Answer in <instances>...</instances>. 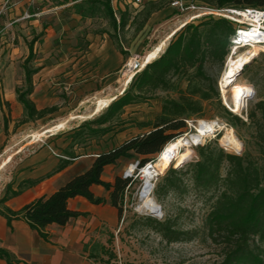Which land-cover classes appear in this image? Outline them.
I'll return each mask as SVG.
<instances>
[{"label":"trees","instance_id":"1","mask_svg":"<svg viewBox=\"0 0 264 264\" xmlns=\"http://www.w3.org/2000/svg\"><path fill=\"white\" fill-rule=\"evenodd\" d=\"M73 1L71 7L82 19L107 20L108 26L99 33L109 34L123 55L129 54L126 49L129 42L125 44L121 32L127 27H134L137 34L154 12L168 5L167 0H149L142 9L132 14L127 9L116 10L111 0ZM198 1L214 9L254 7L264 10V0ZM235 31L236 27L230 19L215 14L185 23L171 37L165 50L136 72L128 87L103 112L71 130L70 142L62 150L63 157L51 171L39 178L22 180L16 189L11 183L7 184L0 203L4 204L65 169L80 156L75 151L77 146H85L92 139L116 131L118 125L125 123L123 114L128 105L148 102L164 92L168 95L162 97L161 112L153 120L140 124L142 128L151 127V130L98 153L86 171L75 175L53 193L37 197L19 210L8 206L0 208L9 224L14 218H23L32 229L48 238V225H65L71 218L84 214L70 208L72 198L82 196L94 204L106 202L105 197L93 192V185H101L109 192L110 203L121 218L126 192L133 180L120 174L113 181L104 180L106 166L116 165L122 158L137 157L140 168L155 161L156 155L168 142L187 131L188 118L203 116L204 103L208 101H216L236 122L247 123L222 104L218 80L207 69L213 61L225 62ZM37 40L33 38L28 44L29 54L23 63L25 85L16 89L17 100L24 109L18 123L41 119L59 109L58 105L39 109L31 98L35 89L34 75L43 67L32 64L36 59L34 45ZM171 93L175 96L169 95ZM6 103L9 104L8 101ZM247 117L255 129L257 156L249 152L238 154L228 151L219 143L221 135H218L216 139L198 145L195 152L198 156H192L182 166L175 167L174 163L167 165V171L154 187L158 199L169 193L184 194L193 190L205 201L211 202L203 219V230L224 249L222 258L214 264H264V92L251 106ZM145 218L148 225L169 243L189 241L199 235L197 228L183 229L167 215H146ZM84 251L89 259L94 260L108 253L106 245L98 241L86 242ZM0 257L8 258L9 253L0 248Z\"/></svg>","mask_w":264,"mask_h":264},{"label":"rangeland","instance_id":"2","mask_svg":"<svg viewBox=\"0 0 264 264\" xmlns=\"http://www.w3.org/2000/svg\"><path fill=\"white\" fill-rule=\"evenodd\" d=\"M67 1L0 0V101L2 92L4 93L5 78L22 77L20 86L25 85L23 63L29 54L28 44L33 38H38L34 45L36 59L32 61V64L43 67L34 75V92H37L33 93L31 98L37 101L43 99L46 106H59L57 111L41 119L27 122L23 131L19 130L17 135L13 134L14 138L18 137L19 140L12 144V148L17 147L20 143L25 144L23 150L25 158L39 151H41L40 155L44 154L46 150L52 154L56 153L58 158L56 165L59 159L63 157V148L70 142L69 134L71 130L83 121L94 118L103 112L116 98L113 95L122 94L128 87L132 80L128 76L127 64L129 62L138 59L145 66L162 53V48L165 50L167 46L165 45L166 39L172 37L173 33L185 23L200 20L208 14L220 16L218 12H215L216 9L210 8L198 0H184L186 5L198 7V9L189 8L185 11L172 6L171 2L173 0H167L170 13L149 28L147 38L140 37L136 40L139 32L135 34L134 27H127L124 32H121V38L126 45V41L130 45L132 41L136 40L135 45L138 44L139 46L143 43L144 48L141 53L139 52V56H132L130 52L128 55L122 54V61L116 73L101 80L94 73L96 71L95 67H91V64H85L83 56L87 54L90 44L88 37L96 38L97 35H103L104 33L99 32L108 26V22L101 18H80L75 15L71 7L75 1ZM147 1L149 0H141L137 3L136 0H117L113 3V6L116 10L124 8L135 14L143 8ZM234 25L235 27L238 26L235 23ZM107 35L109 36V34ZM245 49H249V47L239 48L237 51ZM152 54L155 55L148 61V57ZM230 55L223 63L220 61L209 63L207 69L218 80L222 104L247 123L236 122L227 115L225 109L216 101H208L204 103L203 116L187 119L188 128L185 133L189 134L193 142L191 149L195 152L198 145L216 139L218 135H221L218 139L221 144L226 129H218L202 140H195L194 138L196 124L199 120H215L235 131L242 144L243 150L241 153L249 152L257 156L255 129L248 121L247 114L251 106L258 101L264 92V49L243 68L224 94L220 79ZM66 58H74L75 61H79L76 68L71 64L66 66L67 70L54 71L55 63H65ZM61 66L65 67V64ZM144 66H141L136 72ZM36 82L39 86L36 85ZM101 86H103V90L97 91L96 89ZM183 86H185V83H183ZM241 88L252 90L251 92L254 93L247 98L244 107L235 112L229 105L232 100L237 98ZM166 95L168 94L160 92L158 97L148 102L128 105L123 114L124 124L118 125L116 131H112L104 137L90 140L85 146H77L75 148L76 153L80 156L94 153L97 156L98 153L120 145L127 139L148 132L151 127L142 128L140 124L153 120L161 112L162 97ZM169 95L175 96L174 93ZM3 103L5 104L4 108L1 101V124L3 116L5 120H12V111H14L10 103L7 104L6 101ZM13 128H15V125ZM224 147L230 152L236 153L237 151V149L226 145ZM195 156H198V153H194L192 158ZM52 158H56V156L53 155ZM156 158H158V155H156ZM156 160L151 163H156ZM182 160L185 159L177 157L170 163H174L176 166ZM137 162V157L126 158L123 165L120 166L118 174L131 178L133 183L126 192L124 211L122 217H119L117 226L110 228L102 225L88 239L87 242L98 241L104 243L108 252L96 260L91 259V264H214L219 261L224 250L223 245L215 243L203 230V219L210 209L211 202L205 201L195 191L191 190L184 194L169 193L158 199L153 189L152 196L157 204L161 205L163 215L173 218L178 226L183 229L197 228L199 230L197 237L189 241L169 243L160 233L148 225L145 216L155 214L141 208L142 198H140V192L145 181L142 177L141 168L139 165L136 166ZM133 164L135 167L131 170ZM90 165L89 159L83 158L76 163H71L62 172L56 173L59 175L51 185L59 188L75 175L86 171ZM55 166H52L49 171ZM168 167H165V171H163L165 168L158 169V175L153 180L155 185ZM6 184L5 182L0 184V200L5 194ZM95 186L96 191L101 190V186ZM32 195L33 193L23 194L15 200V205L29 203Z\"/></svg>","mask_w":264,"mask_h":264},{"label":"crops","instance_id":"3","mask_svg":"<svg viewBox=\"0 0 264 264\" xmlns=\"http://www.w3.org/2000/svg\"><path fill=\"white\" fill-rule=\"evenodd\" d=\"M169 9L170 7L166 6L154 12L144 28L136 36V40L140 37L147 38L148 36L146 35L149 28L160 19L166 17L170 13ZM120 10L126 9L121 8ZM75 15L78 14L75 13ZM78 16L82 18L80 15ZM170 38L166 39L165 45L169 43ZM88 39L90 40L88 51L83 56L85 64H91V67H95L96 71L94 73L101 80L115 74L120 66L123 55L116 48L111 37L107 33H104L103 35H97L96 38L88 37ZM135 41H132L126 49L130 52V55L139 56L138 54L142 52L144 45L143 43L139 46L138 44L135 45ZM78 63L79 61H75L74 58H66L65 63H55L53 69L54 71L67 70L66 66L71 64L76 68ZM63 64H65V67L61 66ZM68 73L71 74L72 72ZM21 82L22 77L5 78L4 93L2 92L1 99L3 108L5 107L3 102L8 101L11 107L14 108V111H12V120H5L3 116L2 124L0 122V184L3 182L7 184L11 183L14 189L24 179H35L44 176L52 166L56 165L58 160L56 153L52 154L47 150L42 155L39 154L41 152L39 151L25 158L23 154L25 144L23 143L12 148V144L19 140L18 137L14 138L13 134L17 135L19 130L23 131L26 124L18 123V119L24 111L22 104L17 100L16 93V89L20 86ZM96 90H103V86ZM115 96L117 97L118 95H113V97ZM33 97L35 99V95ZM34 101L39 109L47 107L43 99L40 101L35 99ZM14 125L15 128H13ZM53 155L56 158H52ZM95 157L94 153L81 155L73 162L76 163L83 158L89 159V164H92ZM125 159H120L116 165L106 166L103 179L113 181ZM10 163L12 164L8 165ZM57 175L59 174L44 179L39 184L26 189L23 193L9 199L4 204L0 203V208L3 209L4 206H8L13 210H19L24 205H15L14 202L25 193H33L29 199L30 201L53 193L58 187L51 184L55 182ZM95 187V185L92 186L93 192L98 196L105 197L106 202L94 204L82 196L72 198L69 201L70 208L81 211L84 214L71 218L65 225L57 223L48 225L46 228L49 234L48 238L42 237L37 230L32 229L23 218H14L11 224H9L8 219L0 212V248L9 253L8 258L0 257V264H91V259L88 258L87 253L84 251V244L98 227L106 225L113 228L119 222V213L110 203L109 192L103 186H101V190L99 191H96Z\"/></svg>","mask_w":264,"mask_h":264},{"label":"bare ground","instance_id":"4","mask_svg":"<svg viewBox=\"0 0 264 264\" xmlns=\"http://www.w3.org/2000/svg\"><path fill=\"white\" fill-rule=\"evenodd\" d=\"M261 15L264 16V13H258L257 20L261 18ZM196 17V16H195ZM182 27V26H181ZM179 30V29H178ZM176 30L173 35L178 31ZM249 37H251L254 42H262V33L261 29L254 25V29L248 30L247 33H245ZM252 43V47L249 49H245L242 51H236L233 53V55L229 56L226 68L221 76L220 79V85L222 88L223 93L225 94L227 92V89L231 84L234 83L236 80L237 75L243 70V68L253 59L254 56H256L260 51L264 49V45L260 43ZM155 50V49H154ZM158 53V52H157ZM155 54H152V56L148 57V61H150ZM133 63V61H131ZM147 63V62H146ZM141 66L142 65L141 63ZM135 74L134 71L129 70L128 76L133 77ZM252 90H247L244 88L239 89V93L236 99L232 100L231 104L229 105L231 109L235 112H238L244 107L247 98L253 93ZM251 92V93H250ZM59 127V126H58ZM218 129H226L223 138H222V145H226L230 148H235L237 151L242 150V144L237 137L235 131L227 127L226 125L220 124L218 121H212V120H204L201 119L196 124V133L194 135L195 140H202L206 136L214 133ZM192 140L189 136V134H184L170 142H168L162 151L158 154V158H156V163H150L151 167L147 166L143 167L142 170V177L145 183L147 182H154L155 179L154 174L158 173V169L165 168L168 163H170L172 160H174L177 157H181L183 159H190L194 153L195 150L192 151ZM183 161V160H182ZM177 166V165H176ZM135 165L133 164L131 167V170H133ZM154 176V177H152ZM154 204H157L154 197L152 196V192L147 193L142 198L141 208L149 210V208Z\"/></svg>","mask_w":264,"mask_h":264},{"label":"built area","instance_id":"5","mask_svg":"<svg viewBox=\"0 0 264 264\" xmlns=\"http://www.w3.org/2000/svg\"><path fill=\"white\" fill-rule=\"evenodd\" d=\"M117 0H111L113 3ZM137 3L141 2V0H136ZM171 5L179 8L181 11H185L189 8L198 9L197 6L192 5L188 6L185 4L184 0H173ZM114 7V6H113ZM215 12H218L220 16L229 18L233 23L238 24L236 27L235 34L233 35L231 41V49L230 54L233 55L239 48L243 47H252V43L254 40L246 35L248 30L254 29V25L261 29L262 33V42H254L260 43L264 45V16L261 15V18L257 20L258 13H264V10L254 7H244V8H234V7H226L221 9H216ZM246 24V25H244ZM230 55V56H231ZM128 70H132L136 73L137 69L141 68V62L138 59H134L133 63L129 62L127 64Z\"/></svg>","mask_w":264,"mask_h":264},{"label":"water","instance_id":"6","mask_svg":"<svg viewBox=\"0 0 264 264\" xmlns=\"http://www.w3.org/2000/svg\"><path fill=\"white\" fill-rule=\"evenodd\" d=\"M254 93V92H253ZM251 96V95H250ZM249 96V97H250ZM221 145H222V143H221ZM243 150V149H242ZM242 150H240V151H236V153H238V154H241V152H242ZM191 159V158H190ZM190 159H186V160H183V161H181L177 166H175V167H178V166H182L184 163H186L187 161H189ZM151 162H149V163H147V164H149V166L148 167H151V164H150ZM139 164V162H137V164H136V166ZM146 164V165H147ZM145 165V166H146ZM141 170H143V167L141 168ZM158 175V173H155L154 174V176H157ZM154 176H152V177H154ZM154 187H155V183L154 182H147V183H144L143 184V186H142V189H141V192H140V198H143L147 193H150V192H152V190L154 189ZM156 201V200H155ZM146 208H149V212L151 213V214H155V215H158V216H160V217H162L163 216V212H162V207H161V205H159V204H154L153 206H151V207H146Z\"/></svg>","mask_w":264,"mask_h":264}]
</instances>
